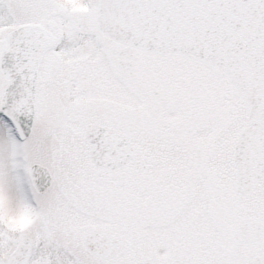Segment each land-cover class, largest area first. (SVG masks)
<instances>
[{
	"label": "snow or ice",
	"instance_id": "1",
	"mask_svg": "<svg viewBox=\"0 0 264 264\" xmlns=\"http://www.w3.org/2000/svg\"><path fill=\"white\" fill-rule=\"evenodd\" d=\"M0 264H264V0H0Z\"/></svg>",
	"mask_w": 264,
	"mask_h": 264
}]
</instances>
